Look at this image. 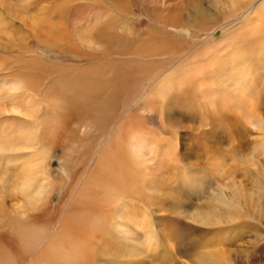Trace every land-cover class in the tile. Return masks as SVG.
I'll list each match as a JSON object with an SVG mask.
<instances>
[{
  "label": "rangeland",
  "instance_id": "374dc122",
  "mask_svg": "<svg viewBox=\"0 0 264 264\" xmlns=\"http://www.w3.org/2000/svg\"><path fill=\"white\" fill-rule=\"evenodd\" d=\"M262 2L1 0L0 100L5 103L2 94L11 93L22 102L30 96L43 105V98L60 91L59 80L68 81L73 74L91 73L105 84L111 81V86H106L109 100L104 106L69 104L52 134L0 152V248L16 255V264H32L47 237L66 215L71 218L76 212L72 208L78 193L95 175L103 151L120 144L121 156L115 160L118 172L123 168L129 177L128 184L110 205L105 188L90 194L96 208L88 211L114 228L124 203L141 209L149 226L135 228L132 242L111 261L168 264L169 250L178 264L188 263L200 243L216 234L217 224L201 221L206 213L218 217L232 264H264V200L260 215L251 205L232 207L215 192V179L209 174L213 164L249 154L252 143L264 136V127L247 123L239 107L251 103L264 123V38L248 36L256 31L250 21L259 17ZM195 6L203 16H195ZM39 14L43 29L36 30L33 18ZM208 46L214 58L229 65L232 52L246 51L240 59L246 74L240 93L228 85L225 75L212 77L220 86L208 89L205 73L200 74ZM117 81L119 86H114ZM162 83L168 84L163 94L157 92ZM60 93L65 105L68 94ZM201 94L208 96L202 99ZM9 116L10 122L0 120V136L21 124L11 122L16 114ZM129 132L136 134L129 137ZM117 135L122 139L114 140ZM130 138L152 148L154 156L145 165L130 154ZM40 172L52 183L46 202L28 211L24 231L17 233L18 219L10 210L22 201L20 182L33 174L36 183L43 182ZM163 174H172L175 181L157 194L150 183ZM87 189L94 191L92 185ZM147 231L158 241L147 240ZM35 234L38 239L31 242ZM101 261L98 264H104Z\"/></svg>",
  "mask_w": 264,
  "mask_h": 264
},
{
  "label": "bare ground",
  "instance_id": "6f19581e",
  "mask_svg": "<svg viewBox=\"0 0 264 264\" xmlns=\"http://www.w3.org/2000/svg\"><path fill=\"white\" fill-rule=\"evenodd\" d=\"M194 13L196 17L204 15L198 6H195ZM0 21L2 20L0 19ZM33 22L36 30L42 28L44 23L43 15L39 14V16L34 17ZM250 24L256 31L250 32L248 36L252 37V39L255 35L264 38V6L260 8L259 17L250 21ZM54 38H60V35H55ZM230 41L231 38L229 39V43ZM234 44L235 41L231 43L232 46ZM204 53L206 54V58L204 65L200 68V74L205 73L204 81L210 85L208 89L216 90L220 86L217 81H212V77L216 75L223 77L225 75L227 83H229L228 85L236 88V92L240 93L243 90L240 86V80L246 77V74H244L245 68L240 59L245 57L246 51L243 52L242 49L238 48L237 51L232 52L228 57L232 62L231 65L226 62L222 63L221 60L218 61V58H214L215 51L209 46L205 49ZM229 71H231V74H228ZM122 80L123 82L125 81L126 86L128 84L127 78ZM159 83L161 82L159 81ZM57 85L59 89L61 88L60 91L55 97L50 99L43 98V105H40L39 100L34 97L28 96L26 97L27 99L23 98L25 102L23 105L24 102L21 101L22 97L18 94H2V98L6 100L7 106L4 100H0V115L4 114V117H0V120L5 119V121L10 122L8 118H11V116L9 114H16L18 118L12 119L11 122L16 123L17 120L21 124L10 128L9 132L0 136V140L7 141V143L3 144L2 142L0 144V152L6 149H10V151L11 149L18 150L21 148L19 147L20 145L36 143L41 135L52 134L58 128L62 110L69 104H72L74 107L80 104H87L89 107L94 106L95 108L104 106L106 100H109L105 96L106 86H111V81L105 84L99 78L92 76L91 73H83L73 74L69 77L68 81L62 78ZM117 85L118 81L114 86ZM121 86H123V83ZM165 87H168V84L162 83L161 89L157 90V92L159 91L158 93L163 94ZM62 90L68 94H65L67 99V101L65 100V105L61 100L62 98L58 96ZM205 92L209 94L208 90H205ZM207 94H201L200 97L204 99L208 96ZM239 107L245 110L247 123L255 124L261 129L264 127L260 114L256 109L252 108L251 103H240ZM123 133L125 132L121 131L119 134L122 135ZM135 134L134 132H129V137ZM120 139L122 137L117 135L114 140L118 141ZM130 141H133L130 154L135 159H143L141 162L145 165L154 156L152 148H145L143 146L145 142L139 141L137 138H130ZM121 149L120 144H114L103 151L99 163L96 165L97 171L95 175L90 178L78 193L74 208H72V213L77 209L76 212L71 218H69V214L66 215L59 227L47 237L46 242L43 243L41 251L37 254L32 264H98L101 260L104 264H116V261H111V256L113 257L114 253L123 252L124 247L132 242L131 232L135 228H146L149 226L148 221L145 219V214L141 209L125 205L124 203L120 204L119 212L121 214L114 228H110L103 220L100 221L101 217L98 216L96 219L97 214L88 211L92 207L96 208L93 199L89 198L90 194L98 195V191L105 188L107 196L112 201L108 204L110 205L117 201L120 193L124 191V186L128 184L129 177H127L123 168L121 172H118L120 166H118V162L115 160L120 158ZM141 162L139 160L140 164ZM40 174L43 176V182H35L37 180L36 174L29 175L23 182H20L22 201L19 199L20 202L10 210L13 213V217L19 220H17L18 224L16 226L17 233L24 231L23 228L26 226L24 221L26 220L28 211L38 209L41 204L44 205V202H46L52 183L50 181L46 182L44 173L40 172ZM209 174L212 179H215V192L218 191L220 197L224 201L226 200L228 205L235 208L251 205L255 208L257 214L260 215L262 213L260 202L264 200V136L259 139L257 138L252 143L249 154L243 155L242 158L232 157L228 163L217 162L211 166ZM174 181L175 178L172 174H167V176L163 174V176L158 175L154 179V182L151 181L150 185L158 194V192L168 191ZM109 184L115 189L111 190ZM90 185L94 188L92 192L87 189ZM122 186L123 188L119 190ZM32 189L33 192L30 193ZM235 208L234 211L236 212ZM231 212L229 211V213ZM218 216L220 217L221 215ZM217 218L213 217V215L207 216L206 213L201 218V221L204 223L217 224L215 227L216 234L213 238H206L200 243V250L189 260V264H232L228 249L225 247L227 236L224 231L219 232L220 225H218ZM146 236V239L150 242L158 241L157 237H154L155 234L150 231H147ZM94 237L95 240L97 239L96 241L93 239ZM37 239L38 236L35 234L31 242ZM94 241L98 242L97 246L94 245ZM112 250L116 251L113 252ZM165 256L168 264H178L175 260L176 256L169 250H166ZM16 259V255L0 248V264H16Z\"/></svg>",
  "mask_w": 264,
  "mask_h": 264
}]
</instances>
